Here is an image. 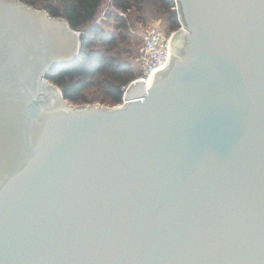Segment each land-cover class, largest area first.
Here are the masks:
<instances>
[{"label":"water","instance_id":"obj_1","mask_svg":"<svg viewBox=\"0 0 264 264\" xmlns=\"http://www.w3.org/2000/svg\"><path fill=\"white\" fill-rule=\"evenodd\" d=\"M121 104H72L64 17L0 0V264H264V0H175Z\"/></svg>","mask_w":264,"mask_h":264},{"label":"trees","instance_id":"obj_2","mask_svg":"<svg viewBox=\"0 0 264 264\" xmlns=\"http://www.w3.org/2000/svg\"><path fill=\"white\" fill-rule=\"evenodd\" d=\"M21 1L64 17L80 33L78 59L55 68L48 76L72 104H121L123 86L142 74L136 61L142 44L139 46V37L131 28L149 25L157 18H162L167 34L181 27L175 0Z\"/></svg>","mask_w":264,"mask_h":264},{"label":"built area","instance_id":"obj_3","mask_svg":"<svg viewBox=\"0 0 264 264\" xmlns=\"http://www.w3.org/2000/svg\"><path fill=\"white\" fill-rule=\"evenodd\" d=\"M172 33L167 34L158 22L151 24L146 29L142 46L139 54L136 56V61L142 68V74L137 79L148 82V80L152 78L155 70L168 62L170 54V37ZM128 85L123 86L122 89L124 93Z\"/></svg>","mask_w":264,"mask_h":264},{"label":"rangeland","instance_id":"obj_4","mask_svg":"<svg viewBox=\"0 0 264 264\" xmlns=\"http://www.w3.org/2000/svg\"><path fill=\"white\" fill-rule=\"evenodd\" d=\"M123 16H126V14H125V15L123 14ZM156 22L160 23L161 26L163 27V30H164V24H163V20H162V18H157V19L152 20V21L150 22L149 25H146L145 23H143V24H139V25L136 26V28H134V29L131 28V32H132V33L134 32V34H137V36L139 37V38H138L139 46H141V44H142V42H143L142 39H143V37H144V33H145L146 29H147L151 24L156 23ZM164 31L167 33V30H166V29H165ZM137 46H138V44H137ZM139 67H140V65H139ZM137 78H138V77H137Z\"/></svg>","mask_w":264,"mask_h":264},{"label":"bare ground","instance_id":"obj_5","mask_svg":"<svg viewBox=\"0 0 264 264\" xmlns=\"http://www.w3.org/2000/svg\"><path fill=\"white\" fill-rule=\"evenodd\" d=\"M150 81H151V79L148 80V82H150Z\"/></svg>","mask_w":264,"mask_h":264}]
</instances>
